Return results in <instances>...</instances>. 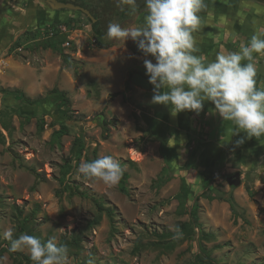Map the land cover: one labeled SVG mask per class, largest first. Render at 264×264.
<instances>
[{"label": "rangeland", "instance_id": "rangeland-1", "mask_svg": "<svg viewBox=\"0 0 264 264\" xmlns=\"http://www.w3.org/2000/svg\"><path fill=\"white\" fill-rule=\"evenodd\" d=\"M6 1L17 3L9 25L0 19L5 36L0 42V251L7 247L5 230L15 236L29 217L42 242L80 238V247L67 252L66 264H193L202 249L215 264H264V165L207 167L201 159L172 165L162 145L165 134L151 126L153 111L135 96L154 93L133 85L119 91L129 57L108 51L84 59L93 40L99 44L87 15L55 10L45 0ZM49 13L61 17L41 21ZM59 25L68 32H59ZM63 54L71 56L73 69L63 64ZM12 91L23 96L7 93ZM100 114L115 120L108 138ZM80 135L86 153L97 147L99 159L110 155L120 162L129 175L128 195L120 181L109 187L79 174L83 156L68 175L75 194L59 196L65 161ZM237 172L242 184L231 187L228 178ZM185 182L192 191L188 206L197 209L201 227L198 249L189 241L176 242L178 226L191 220L178 200ZM248 188L256 191L254 197ZM230 191L236 212L216 196ZM98 203L112 216L100 212ZM0 264L13 260L5 253Z\"/></svg>", "mask_w": 264, "mask_h": 264}, {"label": "clouds", "instance_id": "clouds-1", "mask_svg": "<svg viewBox=\"0 0 264 264\" xmlns=\"http://www.w3.org/2000/svg\"><path fill=\"white\" fill-rule=\"evenodd\" d=\"M116 3L131 12L137 7V0ZM144 3L147 15L143 24L110 22L106 35L116 41L132 40L146 57L144 67L154 88L151 103L170 107L172 115H177L184 111L199 114L205 101L211 102L222 120L232 122L247 138L264 137V87L257 85L255 63L257 56H264V26L256 27L250 40L239 44L238 51L222 50L208 61L196 55L200 49L194 36L201 28L205 0ZM78 173L111 187L119 183L123 168L108 155L81 162ZM13 236L12 229L3 233L10 251L26 250L33 264H66L67 246L57 244L55 237L42 243L27 233Z\"/></svg>", "mask_w": 264, "mask_h": 264}, {"label": "crops", "instance_id": "crops-1", "mask_svg": "<svg viewBox=\"0 0 264 264\" xmlns=\"http://www.w3.org/2000/svg\"><path fill=\"white\" fill-rule=\"evenodd\" d=\"M11 2L0 0V17L1 14L3 16L0 19L5 21V25L11 23L15 13L13 4L17 2ZM205 4L206 9L200 13L201 28L194 33V36L200 49L196 55H203L208 61L214 60L216 54L222 50L238 51L239 44L250 40L256 27L264 26V2L261 0H205ZM25 14L28 16V13ZM50 15L54 18L61 17V13H49L41 21L52 20L53 17ZM146 15V9L137 12L127 25L143 24ZM106 33L105 37H107ZM4 38L5 36L0 32V42L5 40ZM108 51L129 57L126 65L123 66L124 74L119 81V91L127 89V82L134 72L142 73L140 70H144L142 74L148 78L144 67L146 57L132 40L124 42L110 39L104 42V46L96 43L92 45L91 50H88L87 55H82L84 59L95 60L100 52ZM255 63L257 85L264 87V56H257ZM150 90L154 93L152 85ZM138 95L135 96L145 105L144 109L153 111V115L150 116L168 126L165 153L172 165L187 163L189 159L194 162H199L201 159V163L207 167L241 163L253 169L257 164L264 165V137L247 138L246 134L240 132L241 130L232 122L223 121L211 102L205 101L203 110L199 114L184 111L172 115L170 107L151 103L154 94L140 95V97Z\"/></svg>", "mask_w": 264, "mask_h": 264}, {"label": "trees", "instance_id": "trees-1", "mask_svg": "<svg viewBox=\"0 0 264 264\" xmlns=\"http://www.w3.org/2000/svg\"><path fill=\"white\" fill-rule=\"evenodd\" d=\"M63 1L65 3H71L68 0H60ZM76 5L82 6L84 8H86L87 10L90 11V13L92 14V16L96 19L95 23L91 22L93 31L95 32V35L98 37V39L100 40L99 44L101 46H104V43L102 42L103 38L105 37V33L108 27V24L110 22H119L122 25L125 22H129L130 20L133 19V16H135V14L137 12H140L144 9H146V5L144 3V0H137V7L135 9L134 12H131L126 6L121 8L117 6L116 0H80L78 2L75 3ZM84 15V14H83ZM85 16V15H84ZM74 19H70L69 22H73ZM48 47H51V45H46L45 49H47ZM62 60H63V64L70 68H72V64L73 59L71 58V56L69 55H62ZM135 74L132 73L130 75V78L127 82V87H132V82H131V78L133 77V75ZM10 95H21L23 96V93H20L19 91H12V92H7ZM63 94V99L64 102L66 103V105L69 104V100L67 97V94L65 92H61ZM69 110V107L67 108ZM100 116L103 117V114H100ZM151 119V126L154 129V132L160 131L162 134H165V138L164 141L162 143L163 147L165 148V146L167 145L168 142V138H167V134H168V126H166L165 123L150 117ZM166 118V117H165ZM101 121V120H100ZM157 121V123H156ZM115 123L114 121H107L106 118L103 117V121H101L102 126L104 127V133H103V137L104 138H108L109 137V132H110V126L113 125ZM155 124V127H154ZM62 129L66 130V126L64 125L62 127ZM1 133V132H0ZM89 147L86 144L85 138L83 135L78 136L71 148L70 151V155L69 157L66 159L65 161V165L63 167V172L62 175L60 177V183L62 186V189L60 191V195H63L64 193L69 192L70 195L75 194V189L74 187L69 183L68 181V175L71 173L72 169H73V163L78 164L79 161L82 159L83 156H85V161L87 162H91L93 160L99 159L98 158V150L97 147L91 149V152L88 154L86 153V149H88ZM128 179H129V175L125 172H123L122 178L120 179V190L122 193L128 195L129 194V189H128ZM251 197H254L256 195V191H254L251 188H248ZM181 194L178 195V200L180 203V211L182 214H189L191 217V220L188 222H184L182 224H180L178 226V238L176 239V242L180 243V242H185V241H189L192 242L193 244H196V248H199V242L198 239L199 238V233H197V230H200V225L198 224V215H197V209L194 208H190L188 206V200L189 197L191 195V189L188 187L187 183L185 182L183 184L182 190H181ZM218 199L227 202L231 209L236 212V201L233 195V192L230 191L228 193H221L220 195H216ZM98 208L100 210V212H107L109 216H112L113 212L110 210H105L102 205L100 203H98ZM100 218V217H99ZM99 218H97L94 222L97 224L99 222ZM31 221L32 219L29 217H26L25 219L22 220V222L20 224H18V232L17 234L14 236V238L18 237L20 234L23 233H27L29 235L35 236L39 239L38 235L36 234V231L34 229H32L31 227ZM201 236H203V233H201ZM42 242V241H41ZM45 243V242H42ZM61 244L66 245L68 251L71 250L72 248H78L80 247V238L78 237H73L71 239V241L68 240H64L61 242ZM194 246V245H193ZM201 247H200V251H201ZM202 253H196L195 257L193 259V264H215L209 256L205 255V249H202L201 251ZM5 253H8L10 255V257L13 260V264H33V262L30 259L29 255H25V254H21L17 251H10V242L7 241V247L2 249L0 251V258L4 256ZM79 264H83V263H79Z\"/></svg>", "mask_w": 264, "mask_h": 264}, {"label": "water", "instance_id": "water-1", "mask_svg": "<svg viewBox=\"0 0 264 264\" xmlns=\"http://www.w3.org/2000/svg\"><path fill=\"white\" fill-rule=\"evenodd\" d=\"M48 4H50L53 9L61 10V9H70L75 11H81L85 15H87L93 22H96V19L92 16L89 10L82 6L75 5L74 3H63L59 0H45ZM148 78L145 77L142 73H135L131 78V82L134 87L140 88L143 91H150L151 84L148 82ZM228 183L231 187H239L242 184V174L240 172L235 173L234 175L228 178Z\"/></svg>", "mask_w": 264, "mask_h": 264}, {"label": "built area", "instance_id": "built-area-1", "mask_svg": "<svg viewBox=\"0 0 264 264\" xmlns=\"http://www.w3.org/2000/svg\"><path fill=\"white\" fill-rule=\"evenodd\" d=\"M58 28H59V32H61V33H67L68 32V29L66 28L65 25H59ZM55 30H56V28H54V29L51 30V33H50L51 36L54 35ZM57 32H58V30H57ZM96 42L97 41L94 39L93 40V44L95 45ZM69 45H70L69 43H66V46H69Z\"/></svg>", "mask_w": 264, "mask_h": 264}]
</instances>
